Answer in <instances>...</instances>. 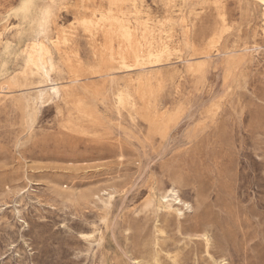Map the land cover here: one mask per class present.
<instances>
[{
  "label": "rangeland",
  "instance_id": "obj_1",
  "mask_svg": "<svg viewBox=\"0 0 264 264\" xmlns=\"http://www.w3.org/2000/svg\"><path fill=\"white\" fill-rule=\"evenodd\" d=\"M0 264H264V0H0Z\"/></svg>",
  "mask_w": 264,
  "mask_h": 264
},
{
  "label": "bare ground",
  "instance_id": "obj_2",
  "mask_svg": "<svg viewBox=\"0 0 264 264\" xmlns=\"http://www.w3.org/2000/svg\"><path fill=\"white\" fill-rule=\"evenodd\" d=\"M96 81V80H95ZM130 85H132V83L130 84ZM81 90V89H80ZM85 92V91H84ZM83 92V93H84ZM85 94V93H84ZM126 97L131 101V103L134 105V106H136V104H135V101H134V98H133V96H132V93L130 92V91H126ZM137 97V96H136ZM130 103V102H129ZM137 107V106H136ZM196 117V116H195ZM158 194V193H157ZM210 248V247H209Z\"/></svg>",
  "mask_w": 264,
  "mask_h": 264
}]
</instances>
